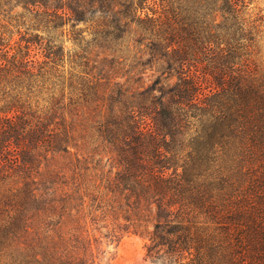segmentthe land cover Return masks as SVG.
Here are the masks:
<instances>
[{
    "label": "trees",
    "instance_id": "trees-1",
    "mask_svg": "<svg viewBox=\"0 0 264 264\" xmlns=\"http://www.w3.org/2000/svg\"><path fill=\"white\" fill-rule=\"evenodd\" d=\"M248 4L0 0L3 17L23 11L7 17L23 29L16 46L0 35V264H93L86 224L104 210L146 238L148 264H264V77ZM91 44L153 79L102 82ZM92 132L118 169L98 186Z\"/></svg>",
    "mask_w": 264,
    "mask_h": 264
},
{
    "label": "rangeland",
    "instance_id": "rangeland-1",
    "mask_svg": "<svg viewBox=\"0 0 264 264\" xmlns=\"http://www.w3.org/2000/svg\"><path fill=\"white\" fill-rule=\"evenodd\" d=\"M247 12L253 19L258 20L257 25L259 33L257 35V46L253 52L252 60L255 66L254 69L259 72L257 74L264 77V0H249ZM20 13H23V11L20 7H16L12 9L9 15H5V17L0 15V35L2 36V38H4L3 42L11 39L10 45L14 47L16 46L15 43L19 42L20 38V36L16 32H22L23 29L17 30L14 22H9L7 20V17H12L15 14ZM23 15L24 19L30 18L28 14ZM69 25L70 24H67L61 30H59V42L63 46L65 51L76 49V45H74L71 40V34L75 32L71 33ZM87 26V23H79L75 26L74 29L75 31H78L84 29ZM89 34L90 31L85 30V32L81 34V37H83L85 40H88L90 39ZM128 45L129 41H127L126 39L125 42L123 44H120L117 48L123 51ZM129 47L131 52H133L131 46ZM87 50L88 57L91 61L90 63L94 64L95 67H97V69H94L93 73L96 74L97 72L101 71V76H104L105 78L102 80V82L106 81V78L115 77L118 78L116 79V81L124 82L127 77H130L137 79L139 78V84L145 85L154 77L155 73L153 71L139 70V72H136L127 68L125 64L120 66H117L115 64H108L107 61L111 58L110 53L108 51H105L104 49L99 48L95 44L88 45ZM119 56L124 57L125 55L123 56L122 54L118 55V57ZM116 59L118 60L117 57ZM66 60L67 57H65L63 68H60L65 74H67L68 70H70V65ZM49 94V92L43 91L38 96V102L40 105L46 104L50 97ZM79 119L77 121V125L79 126V128H83L85 125ZM82 137L85 139V141L88 142L84 144L85 146H88V150H94L91 153L90 159L88 161H90L91 165L95 166V168L97 169L95 173L93 172L91 174H88V179H91L89 184L98 186L100 183L99 174L101 173V171L103 173L110 171L108 176L112 177L118 170L115 167L114 163L111 162L114 156L110 150V147L105 143H101V141L93 135V132L90 139L87 138L86 134H83ZM75 140H77L76 142L78 143H85V141H79V139L77 138H75ZM59 162H61L60 158L57 159V164H59ZM112 166L113 168H111ZM93 192L96 193L99 191L97 189L93 190ZM113 208H115V206H113ZM95 219V224H86V226H88V245L85 253V258H87L93 264H148L147 261H144L145 246L148 243L146 238L140 237L132 232H125L124 230L126 226L124 225V222L120 219V216H118V214L111 213L110 211L105 210L104 212L98 211L95 213ZM80 224L81 226H84L83 223ZM67 226L73 225L67 224ZM113 228H116L114 232Z\"/></svg>",
    "mask_w": 264,
    "mask_h": 264
}]
</instances>
